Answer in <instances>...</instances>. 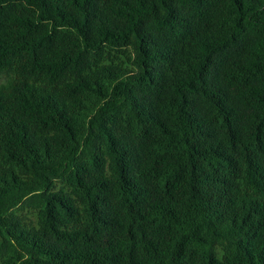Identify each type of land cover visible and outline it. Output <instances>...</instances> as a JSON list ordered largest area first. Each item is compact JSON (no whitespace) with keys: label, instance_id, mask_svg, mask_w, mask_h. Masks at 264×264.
Returning <instances> with one entry per match:
<instances>
[{"label":"trees","instance_id":"trees-1","mask_svg":"<svg viewBox=\"0 0 264 264\" xmlns=\"http://www.w3.org/2000/svg\"><path fill=\"white\" fill-rule=\"evenodd\" d=\"M0 264H264V0H0Z\"/></svg>","mask_w":264,"mask_h":264},{"label":"rangeland","instance_id":"rangeland-1","mask_svg":"<svg viewBox=\"0 0 264 264\" xmlns=\"http://www.w3.org/2000/svg\"><path fill=\"white\" fill-rule=\"evenodd\" d=\"M2 80V77H0V81Z\"/></svg>","mask_w":264,"mask_h":264}]
</instances>
